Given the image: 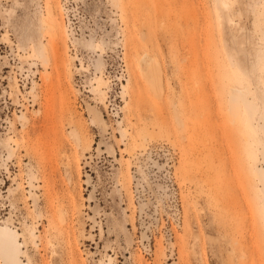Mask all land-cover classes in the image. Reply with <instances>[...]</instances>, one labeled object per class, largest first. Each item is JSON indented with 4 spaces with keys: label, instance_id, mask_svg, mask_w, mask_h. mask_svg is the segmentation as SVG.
Returning a JSON list of instances; mask_svg holds the SVG:
<instances>
[{
    "label": "rangeland",
    "instance_id": "rangeland-1",
    "mask_svg": "<svg viewBox=\"0 0 264 264\" xmlns=\"http://www.w3.org/2000/svg\"><path fill=\"white\" fill-rule=\"evenodd\" d=\"M15 1L0 0V227L20 233L22 262L264 264L263 192L253 174L264 163L247 138L253 132L264 146V0ZM42 18L56 25V41ZM120 45L128 80L123 114L112 120L91 90L101 79L106 93L107 81L90 77L95 101L79 107L74 72L77 58L102 72L104 53L116 57ZM144 53L161 69L160 95L140 70ZM163 141L174 154L168 206L181 209V225L169 243L156 238L149 256L139 241L133 165ZM162 164L149 168L159 175ZM147 176L155 205V195L169 193L157 187L167 179ZM52 182L66 195L55 200L68 209L61 228L39 202L41 185Z\"/></svg>",
    "mask_w": 264,
    "mask_h": 264
},
{
    "label": "built area",
    "instance_id": "built-area-1",
    "mask_svg": "<svg viewBox=\"0 0 264 264\" xmlns=\"http://www.w3.org/2000/svg\"><path fill=\"white\" fill-rule=\"evenodd\" d=\"M105 32H107L106 29L103 31L101 30L102 35H104ZM121 41L122 40L119 39L118 44H120ZM118 48H120V51H118L116 57L110 56L108 51L105 49V67L102 73L95 72L92 61L89 64H85L82 62L81 58H77L79 61L77 62L78 65L75 67L74 72L75 88L79 91V95L77 96V105L79 107H85L89 101H95L93 96L88 97V95L92 93L89 91L90 77L92 78L97 74H101L102 77L107 81L108 86L105 88L106 95L102 105L104 111L107 112V109H110V114L108 117L112 120L120 119L121 114H123L122 107L124 105V96L122 94V85L123 83H126L128 78V70L125 57L123 55V47L120 45ZM113 52H117V49ZM163 155L164 157H161ZM134 158L135 162L133 166L135 169L133 172L134 174H137L138 177L131 173L132 177L134 178V190L132 189V195L136 201L135 205L138 208V223H140L145 229L143 234L144 236L142 239H139V241L145 248V254L150 256L152 255V250L155 245V239L162 238L163 243H169L174 238L175 232L180 228L181 225V209L178 208L177 204L176 208L168 206L170 205L168 202L169 198L171 195H173L174 183L171 181L173 172L170 170V167L172 166L171 163L174 160V154L171 146L166 141H163L160 143L158 142L148 144L145 149L142 152L137 153ZM159 160L163 161V171L158 175L154 168H149V165L153 164L154 166L156 165L158 168H160L158 165ZM167 167H169V169H167ZM146 169L149 171H146ZM149 173L153 176L157 175L158 177L162 175L167 179L166 181L163 180V183H157V187L161 190L166 189L169 193H165L164 190L162 200L159 199L158 194L155 195V205L154 200L152 201V198L145 194L143 188L144 186H148L151 190H153L152 186H150V178L147 176ZM156 179L157 178H154V180ZM168 181L170 182L168 183ZM149 205H153L152 209ZM167 208H172V211L167 212Z\"/></svg>",
    "mask_w": 264,
    "mask_h": 264
},
{
    "label": "bare ground",
    "instance_id": "bare-ground-1",
    "mask_svg": "<svg viewBox=\"0 0 264 264\" xmlns=\"http://www.w3.org/2000/svg\"><path fill=\"white\" fill-rule=\"evenodd\" d=\"M218 1L222 7L227 6L226 0H218ZM15 4H16V7H19V6L21 8L24 7L23 3L19 2L18 0L15 1ZM5 10H6V13L8 14L9 17L12 15H16V13H17L16 8H9V9H5ZM46 11H47L48 15L53 16L54 11H55L54 5L50 2H47L46 3ZM41 21H42L43 26L48 27L50 29L51 41L52 42L56 41L60 35L56 25L53 22H48L44 18H42ZM4 40H6L7 42L10 43V40L8 38H5ZM96 51H98V50H96ZM100 52L101 53L98 54L99 59L101 58L103 51L100 49ZM40 53H41V56L48 57V48L46 45H43ZM146 55H148V54L144 53L142 55V57L140 58V62L141 63L143 62L142 63L143 66L140 68V70L143 74V77H145L149 88L155 93V95H160L162 93V85H161L162 80L160 77V72H161L160 70L161 69L159 68L158 63L156 62V60L154 58H152L150 56L147 59ZM32 63L36 64L35 62H32ZM102 72H99V73H102ZM127 80H128V78H127ZM127 80H126V82H127ZM125 84L126 83H123V85H122L123 93L125 92L124 88H126ZM15 85L18 86V83L16 81H15ZM263 85H264V83H263ZM104 87H105V83L100 79L99 83L97 85L93 86L91 89L93 92L100 94V99L102 101L104 99V96L106 95L105 91L103 90ZM232 90L236 93L241 94V95L244 94L243 90L239 89L237 87H233ZM176 117H178V116H176ZM97 118H98L97 114L93 113L92 121H96ZM178 120L180 123V119H178ZM178 120H176L177 124H178ZM247 138L251 142H253L254 145H256V147L259 149V152H260L261 157H262V162L264 163V146L260 145L259 140L254 136L253 132L249 133ZM15 143H17V139L14 140V144ZM107 151L111 152L112 154L114 153V151H112L111 147H108ZM253 174L261 182V185H262L261 190L263 192L262 193L263 194L262 195V202L264 203V166L258 167L257 165H254L253 166ZM19 186L21 189H24V187H25L24 184L21 183L20 181H19ZM41 187H42L41 189L43 190V195H44V197L39 201L40 204H42V206H41L42 212H48V211L54 212L55 211V217L58 220L57 225L61 228V226L64 224V221H66L68 218V209L65 207L62 208L61 205L55 204V200L63 199L66 197V195L63 192L62 188L53 182L46 184L45 186L41 185ZM6 209H7L6 207H2L0 209V212H4V211H6ZM262 215H263V219H264V208H263ZM42 216H44V214ZM42 220H45V217H43ZM93 221L96 222L95 220H93ZM4 224H5V227H0V236L1 237L4 236V241H0V264H27V263H23L22 260L19 258V253L21 252L20 251V245L21 244L17 243L18 242L17 238H18V236H20V233L14 227L11 229L10 228L11 226L7 222H4ZM32 236L35 237L34 231L32 232ZM6 241L9 244L8 246L5 245ZM33 242H34L35 246H38V243L35 239L33 240ZM45 243L49 247H51L52 252H55L54 242L51 238L47 239L45 241ZM109 259H111V258H109ZM100 264H104V263L101 262Z\"/></svg>",
    "mask_w": 264,
    "mask_h": 264
}]
</instances>
